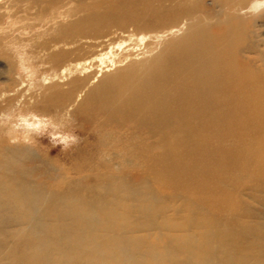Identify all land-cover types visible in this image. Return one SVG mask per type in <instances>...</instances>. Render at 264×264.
Wrapping results in <instances>:
<instances>
[{"label": "bare ground", "instance_id": "6f19581e", "mask_svg": "<svg viewBox=\"0 0 264 264\" xmlns=\"http://www.w3.org/2000/svg\"><path fill=\"white\" fill-rule=\"evenodd\" d=\"M38 1L44 0L32 3L42 16L52 12L55 17H66L79 9L87 14L62 24L56 35L41 44L46 51L42 62L54 71L53 76L67 82L47 87L49 92L44 91L41 100L36 94L28 97L30 111L18 113L13 136L20 133L32 139L35 129L49 125L62 140L77 137L70 120L60 115L72 109L93 124L91 134L99 140L73 168L77 180L69 179L70 171H64L52 185L9 170L14 164H24L29 150L37 146L23 144L28 151L22 153L3 150L11 162L6 164L0 158V213L12 212L0 214V225L21 228L0 230L1 249L12 240L11 247L0 250V258L10 254L15 264H264V223L252 227L246 220L249 216L243 220L233 216L234 225L222 223L215 204H207L208 193L214 190L202 186L201 192L193 193L198 194L195 198L188 196L181 181L168 174L163 180L155 175L163 182L156 183L150 176L155 172V156L139 143H121L161 142L184 135L194 126L190 113L201 112L202 106L214 109L210 100L206 103L200 98L222 81L196 73L193 59L198 45L182 46L163 68L158 63L174 43L166 38L178 31H199L203 23L184 14L180 21L162 25L164 18L157 20L162 4L130 15L117 13L124 0H97L69 13L62 11L64 0ZM196 1L177 0V5L188 8ZM226 1L233 16L241 14L251 23L253 12L264 6V0ZM1 38L0 34V42ZM82 47L87 52L81 57L78 51ZM2 54L5 50L0 43ZM234 71L244 75L245 82L261 73L238 66ZM191 74L199 76L188 85L184 78ZM98 76L110 79L112 86L94 100L93 107L82 106L89 98L79 106L81 94L87 89L90 92ZM13 89L7 85L6 92ZM260 89L249 95L251 104L264 102V87ZM210 112L213 119L217 117ZM77 141L68 142L71 146Z\"/></svg>", "mask_w": 264, "mask_h": 264}, {"label": "rangeland", "instance_id": "374dc122", "mask_svg": "<svg viewBox=\"0 0 264 264\" xmlns=\"http://www.w3.org/2000/svg\"><path fill=\"white\" fill-rule=\"evenodd\" d=\"M96 1L64 0L66 5L62 11L69 13L79 5L85 7ZM44 2L45 0L37 3ZM35 4L32 0H0V43L5 50V55H0V95L3 93L0 99V158L9 164L11 159L4 156V149L22 153L27 150L23 148V144L37 146L29 150V154L25 156L28 159L23 165L14 164L9 170L11 174L25 179L47 181L48 185H52L64 171H70L69 179H78L73 168L82 156L96 146L99 136L91 134L93 124L81 113L73 114L72 109L67 113L65 110L60 115H65L70 120L74 126L72 131L77 137L62 140L59 134L50 131L49 125L35 129L32 139L24 138L20 133L19 137L13 136L12 127L18 122V113L22 111L26 114L30 111L26 102L28 97L36 94L38 100H41L44 91L49 92L47 87L55 82L62 85L67 82L66 79L60 80L53 76L54 71L42 62L46 51L41 44L48 36L56 35L62 24L79 20L87 14L86 10L79 9L74 15L66 17H55L52 12H45L46 15L42 16ZM119 4L121 7L118 6L117 13L130 15L147 12L151 5L162 4L157 18L159 21L164 18L162 25H169L176 19L180 21L184 14L197 18L200 24L203 23L201 30L192 33L178 31L174 37L166 38L174 43L165 51L166 56L163 55L158 60L159 66L163 68L167 65V61L182 46L194 43V46L198 45L200 48L193 59L196 73L222 81L218 88L205 90L202 95L204 98H200L206 103L210 100L209 104L214 109L202 106L201 112L190 113V121L194 126L184 135L179 134L180 136L161 142L121 143L127 146L139 143L142 149L144 147L152 157L155 156L152 159H155V172H151L150 176L156 183L163 182L156 179L155 175L163 180L168 178V174L181 181L182 191L188 196L195 198L198 194L193 193L201 192L199 187L202 186L214 190L213 193H208L211 198H207V204H215L212 206H215L216 215L222 223L237 224L231 221L234 220L233 216L241 217L240 220L249 216L246 220L252 227L257 223H264V102L251 104L249 101L252 92L264 87V6L253 12L254 21L251 23L250 18L241 14L233 16L226 0H197L188 8L178 6L177 0H124ZM157 20L155 24L158 23ZM166 40L164 41L168 42ZM86 52L83 47L78 51L81 57ZM235 66L261 73L249 80L251 82H245L244 75L234 71ZM196 76L191 74L184 79L188 85H193L198 79ZM101 78L102 76H98L93 82L90 92L89 89L83 91L79 106L89 98L82 106L85 109L93 107L94 100L112 86L110 79L100 80ZM227 84H239L240 87L231 85L228 88ZM7 85L14 89L6 92ZM8 97L12 99L9 100ZM210 111L214 114L216 112L217 117L213 119ZM73 139L78 141L70 146L72 141H68ZM139 162L144 164L141 159ZM11 212L2 211L0 214ZM17 228L21 226L0 225V230L14 231ZM11 246L10 239L5 249ZM7 256L8 258H0V264H15L12 256Z\"/></svg>", "mask_w": 264, "mask_h": 264}]
</instances>
